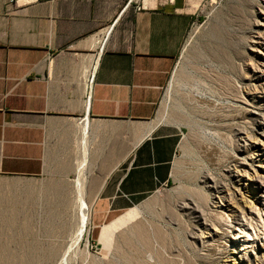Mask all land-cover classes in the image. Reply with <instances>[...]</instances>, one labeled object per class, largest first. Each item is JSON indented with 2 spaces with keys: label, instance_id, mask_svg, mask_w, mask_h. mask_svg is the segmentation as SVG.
I'll list each match as a JSON object with an SVG mask.
<instances>
[{
  "label": "crops",
  "instance_id": "1",
  "mask_svg": "<svg viewBox=\"0 0 264 264\" xmlns=\"http://www.w3.org/2000/svg\"><path fill=\"white\" fill-rule=\"evenodd\" d=\"M31 1L0 0V177L48 180L74 195L46 206L112 223L174 182L183 131L158 109L199 7Z\"/></svg>",
  "mask_w": 264,
  "mask_h": 264
},
{
  "label": "rangeland",
  "instance_id": "2",
  "mask_svg": "<svg viewBox=\"0 0 264 264\" xmlns=\"http://www.w3.org/2000/svg\"><path fill=\"white\" fill-rule=\"evenodd\" d=\"M187 1L158 109L183 131L173 184L81 233L84 208L46 206L73 192L0 177V264H264V0Z\"/></svg>",
  "mask_w": 264,
  "mask_h": 264
},
{
  "label": "bare ground",
  "instance_id": "3",
  "mask_svg": "<svg viewBox=\"0 0 264 264\" xmlns=\"http://www.w3.org/2000/svg\"><path fill=\"white\" fill-rule=\"evenodd\" d=\"M258 45H260V43H258ZM257 71L260 72V70H258V69H257ZM263 78H264V76H263V75H260L257 79L260 81V80H262ZM258 80H257V81H258ZM255 88H257L256 85H255ZM255 90H258V89H255ZM79 194H80V195L78 196L79 199H80V200L83 199V197H82L83 194H81V192H80ZM223 199H224V198H223ZM77 205H78V204H77ZM78 206H79V205H78ZM80 207H81V206H80ZM75 208H76V207H75ZM82 208L85 209V213H84V216H83V224H82L83 227L80 229V232H81V233L84 232V231H83V230H84V227L87 225V222H88L89 217H90V215H91V209H90V207H85V206H83V207H81V209H82ZM231 212H232V210H231ZM134 216H135L134 214H130V219H133ZM80 220H81V219H80ZM80 220H79V221H80ZM125 221H126V220L124 219V220H123V223H125ZM78 234H79V233H78ZM82 236H83V234H82ZM238 237H239V236H237V238H238ZM79 238H80V237H79ZM79 238H78V239H79ZM78 239H77V240H78Z\"/></svg>",
  "mask_w": 264,
  "mask_h": 264
},
{
  "label": "built area",
  "instance_id": "4",
  "mask_svg": "<svg viewBox=\"0 0 264 264\" xmlns=\"http://www.w3.org/2000/svg\"><path fill=\"white\" fill-rule=\"evenodd\" d=\"M25 4H29V3H31V2H33V1H31V0H22ZM38 1V0H37ZM110 31L111 30H109V31H107L106 33H104V34H102L101 36H100V38H99V40H98V42L100 43V44H102V46L106 43V41L108 40V38H109V35H110ZM89 94H90V92H89ZM88 94V97H87V103L89 102V100H90V95Z\"/></svg>",
  "mask_w": 264,
  "mask_h": 264
}]
</instances>
